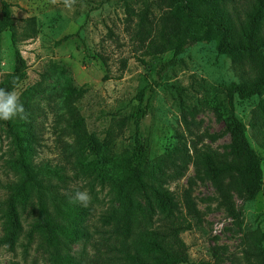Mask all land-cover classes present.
<instances>
[{
    "label": "rangeland",
    "instance_id": "1",
    "mask_svg": "<svg viewBox=\"0 0 264 264\" xmlns=\"http://www.w3.org/2000/svg\"><path fill=\"white\" fill-rule=\"evenodd\" d=\"M7 1L27 61L25 75L13 89L26 110L24 119L15 120L25 121L35 135L25 159L66 200L73 202L77 191L87 190L90 195L88 213L76 221L88 224L92 236L70 244L72 257L90 263L99 248L106 249L97 230L118 204L114 169L99 163L108 155L128 158L134 167L161 160L166 186L175 193L183 213V195L191 194L196 213L187 215L192 224L180 234L189 258L183 264H259L264 248V194L249 199L244 190H232L239 212L234 217L197 155L199 150L213 149L229 160L235 158L226 94L233 83L253 76L247 62L236 66L228 55L218 52L214 40L198 41L189 33L185 52L161 71L172 52L152 57L146 53V44L150 31L177 21L171 14L173 0ZM255 2L223 0L220 6L239 27ZM29 18L36 19L31 37H27ZM11 37L10 31L0 33V88L16 65ZM142 90L144 104L138 97ZM70 93L94 141L85 153L77 147L65 106ZM235 101L236 113L246 123L264 168L260 109L264 94ZM147 103L144 114L141 107ZM17 155L10 129L0 121V239L5 234V212L14 198L10 187L20 179L13 163ZM49 194L44 192L41 199ZM138 197L144 201L142 194ZM39 200L34 195L26 207L18 205L23 232L14 250L0 243V264H51L41 237H30ZM145 227L141 218L134 223L135 232Z\"/></svg>",
    "mask_w": 264,
    "mask_h": 264
},
{
    "label": "trees",
    "instance_id": "2",
    "mask_svg": "<svg viewBox=\"0 0 264 264\" xmlns=\"http://www.w3.org/2000/svg\"><path fill=\"white\" fill-rule=\"evenodd\" d=\"M223 0H173L172 17L160 29L150 31L146 53L157 57L168 51L172 58L162 64L161 71L174 65L189 44L188 34L198 41L214 40L220 54L228 55L234 65L247 62L252 77L233 83L226 94V107L231 130L232 148L235 158L227 159L218 151L204 149L197 151L205 163L213 184L220 193L223 203L234 217L239 216L232 190L245 191L249 199L264 194L263 157L252 145L247 125L236 113V101L264 94V0H256L253 11L246 20L236 26L227 10L220 6ZM146 15L141 17L144 21ZM29 26L27 37L33 36L36 19L26 20ZM145 25H143L144 28ZM10 31L15 48L16 65L14 72L2 82L1 88L13 90L23 79L27 61L22 55L18 42V31L11 10V3L1 0L0 33ZM144 41V39L142 40ZM142 62L145 60L141 59ZM144 104V90L139 95ZM65 106L72 120L75 142L81 153L94 144L86 128L85 117L73 100V93L65 99ZM148 103L141 107L147 113ZM264 116V102L260 105ZM18 149L14 166L20 172V179L11 185L13 199L5 212V234L0 243L14 250L23 232L21 213L18 205L24 207L34 195L39 197L37 215L31 224L30 237L38 234L45 244L51 264H183L189 262L186 245L180 234L190 228L187 215L196 213L194 201L189 192L183 195L186 213L180 208L175 193L166 186V171L161 160L142 163L139 167L131 165L128 158H113L103 155L102 166L108 164L115 172L116 207L103 217L104 227L98 229L102 236L105 251L89 263V259L76 260L69 247L76 240L92 236L88 224L76 221L78 216L88 213V207L77 206L58 191L48 186L45 178L26 161L32 151L35 135L23 120L5 121ZM49 191L48 198L41 199ZM142 194L144 201L138 197ZM141 218L146 227L138 232L134 223ZM10 264H19L16 261ZM264 264V248L260 252V262Z\"/></svg>",
    "mask_w": 264,
    "mask_h": 264
},
{
    "label": "clouds",
    "instance_id": "3",
    "mask_svg": "<svg viewBox=\"0 0 264 264\" xmlns=\"http://www.w3.org/2000/svg\"><path fill=\"white\" fill-rule=\"evenodd\" d=\"M26 110L21 97L15 90L0 88V121H13L17 118L24 119ZM73 202H79L85 207L90 202V195L85 191H77Z\"/></svg>",
    "mask_w": 264,
    "mask_h": 264
}]
</instances>
